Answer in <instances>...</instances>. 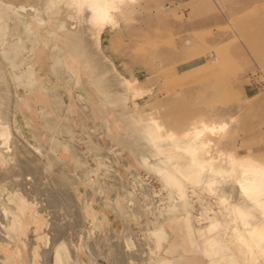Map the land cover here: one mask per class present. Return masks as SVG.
I'll use <instances>...</instances> for the list:
<instances>
[{"label": "rangeland", "instance_id": "1", "mask_svg": "<svg viewBox=\"0 0 264 264\" xmlns=\"http://www.w3.org/2000/svg\"><path fill=\"white\" fill-rule=\"evenodd\" d=\"M49 1L0 0L3 207L15 209L10 195L34 199L40 210L49 212L41 226H46L45 233L55 228L58 242L74 246L80 243L78 211L89 200L87 207L97 211L99 222L88 240L100 238L103 244L98 241L102 246L97 261L85 264H158L161 256L177 258L179 253L182 264H212L209 222L202 225L203 236L195 221L193 230L183 231L180 219L174 218V205H182L176 184L199 212L213 198L192 191L189 180L174 177L171 168L178 165L173 156L185 152L190 132L204 125L221 126L220 135L206 134L208 152L197 159L212 160L214 174L222 170L216 166L231 163L238 171H255L262 180L264 0H121L116 9L106 6L105 21L93 17L92 0H82L80 8L79 0ZM27 26L32 28L29 33ZM51 43L52 51L46 49ZM63 48L66 76L47 79L35 72L37 51L43 56L50 51L59 70L55 57ZM48 102L49 115L37 111ZM178 162L187 166L185 160ZM153 164L176 182H163ZM144 184L150 187L149 195L143 193ZM1 211L3 230L10 216ZM247 217V224H253ZM161 228L167 241H161L158 251L152 231L160 233ZM236 256L234 261L252 264L250 254ZM68 259L66 246L57 245L54 263L67 264ZM31 263L38 264L35 257Z\"/></svg>", "mask_w": 264, "mask_h": 264}, {"label": "bare ground", "instance_id": "2", "mask_svg": "<svg viewBox=\"0 0 264 264\" xmlns=\"http://www.w3.org/2000/svg\"><path fill=\"white\" fill-rule=\"evenodd\" d=\"M92 1H93V7L91 10L93 12V17L95 16L94 18L96 19L98 17L106 18L107 17L106 6L109 2H112L115 0H92ZM118 1H121V0H118ZM50 2H51V0L49 1V3ZM78 2H79V4H77V6L82 3V0L77 1V3ZM74 3H76V2H74ZM77 6H76V9H78V7L80 8V6H78V7ZM6 8L8 9V7H6ZM23 8H25V7H23ZM28 8L32 11H36V9L32 6H28ZM111 8H114V7L111 6ZM42 22H44V21H42ZM60 28L64 29V25L60 24L59 29ZM26 29H27V33H29L32 28H31V26H27ZM0 49H2V47ZM21 49H22V47L19 48V50H21ZM12 69H14V68H12V66H11L10 71H12ZM30 72H32V71H30ZM12 73H14V70L12 71ZM18 75H17V77H18ZM14 76H16V75H14ZM103 95H104V97H107L106 94H103ZM222 132H224V130L221 126L204 125L200 129L192 131L189 133L187 142L184 145L186 147L185 152H183L181 154L178 153V154H175L173 156V161L176 162L175 164L180 167L179 168L178 166H173L171 168L173 171V174L175 175L174 177L177 180H181V181L189 180V182H191V185H192L191 186L192 191L198 190L199 194L201 191H205L204 194L207 193L208 196L213 198V201L207 200L208 201L207 207L201 206V211L199 212L197 209H194V207L196 205H194V203L192 201H190L188 198H184L182 191H181V189H179V185L177 183L176 184L177 192L179 193V196L182 195V199H181L182 205L178 206L177 204L174 203L175 204L174 210L176 211L175 212L176 214H175V217L174 216L173 217L178 219V220L180 219L179 224L181 225V228L183 229V231H187L188 229L191 230L195 226V224H193L194 223L193 221H195V223L198 224V226H199V228L198 229L196 228V229L199 231L202 230L203 231V232L201 231L202 234L204 233V226H202V225L206 221L209 222L208 228L210 231V235L206 236V237L208 239L209 246L211 247V249H212L211 251L213 252V256H214V258L212 259V264H219V262L228 261V260H231V261L237 260V256H236L237 252H238V254H240L241 252H243L244 254L245 253L250 254L249 257H251V258H249V259H250V262H252V264H264V221H259L261 218H264V197H260L261 194L264 193V176L260 177V179H262V180L258 181V179H257L258 177H257L255 171H252V170L249 171L247 168L246 169L242 168L238 171V170H236V168L231 163L225 165V167L216 166V168H219L222 170L220 172H217L216 174H214L215 166H214L212 160H204L203 159V160L199 161L197 159L198 155H204V154H207V152H208L207 149H208L209 142L205 140L206 139L205 136H207L206 134L220 135ZM151 134H154V129L151 132ZM185 147H183V148L185 149ZM10 150H12V149H10ZM19 150H21V149H19ZM181 150H182V148H181ZM14 151H16V150H14ZM20 153L24 154L23 151ZM42 153H44V152H42ZM24 156L21 158L23 159ZM43 156H44V154H43ZM45 156H47V155L45 154ZM47 157H49V155ZM12 159H14V158H12ZM181 159L185 160V162H186L187 166L185 168L182 165H179L180 162H178V161H181ZM57 160L58 159H56V161ZM143 160L146 162L147 158H143ZM26 161H28V160H26ZM26 161H25V163H26ZM56 161H53V162H56ZM104 161H106V160H104ZM20 162H21V160H20ZM22 162H23V160H22ZM50 162L52 163V160H50ZM57 162L63 163L61 161H57ZM57 162H56V164H57ZM73 162L78 164V163H80V160L73 157ZM159 162H161V161H159ZM153 169L158 173V176L163 180V182L165 180V182H168L171 185H172L173 181L176 182V180L170 179V177H168L165 174L166 172L164 173V171H163L164 168H162L161 166L157 167L156 165L153 164ZM250 169H252V168H250ZM34 171H36V170H34ZM107 171H110V169H108ZM50 172L51 171H49V173ZM211 172H213V174ZM62 173H64V172L62 171ZM67 173L69 175H71L70 174L71 172L69 173V171H68ZM107 175H108V173H107ZM51 176H52V174H51ZM70 177H72V175ZM55 178H56V176H55ZM72 178H74V177H72ZM183 182H185V181H183ZM55 183H56V181H55ZM45 190H47V189L45 188ZM142 190H143V193L145 192V194H148V195L151 192L149 185H146V184H144ZM253 191H254V194H251ZM42 193H44V188L42 190ZM45 195L47 196V194H45ZM62 195H64V194H62ZM53 198H52V200H53ZM116 201H117V199H116ZM52 206L55 207L53 204H52ZM168 206L171 207L170 205H168ZM110 207L112 208V206H110ZM193 210H194V212H193ZM249 212H251V213H249ZM248 213H249V215H248ZM162 214H164V213H162ZM220 214L225 215L228 220L223 219ZM247 216H249L251 219L255 220V221L253 220L254 221L253 224H251V221H249V220H248L249 224H247V222H246L248 219ZM164 217L166 218V216H164ZM158 219L160 220L159 222L161 224L163 219L162 218H158ZM157 227H158V225H157ZM161 230H162V228H161ZM164 235H165V233L163 230L160 231V233L158 231H155V230L152 231V236L154 238L155 247H157L158 251L162 247L161 241H163V240H165V242L167 241L166 240L167 238ZM203 236H204V234H203ZM151 253H153V252H151ZM182 256H183V253H179L177 258L174 256H168V255L161 256L158 264H182L181 263L183 260ZM242 257H245V256H242ZM252 257H253V259L254 258L255 259L253 260ZM251 259H252V261H251ZM247 261H246V263H247ZM228 264H231V263H228ZM233 264H243V263H238L237 261H234ZM244 264H245V262H244Z\"/></svg>", "mask_w": 264, "mask_h": 264}, {"label": "crops", "instance_id": "3", "mask_svg": "<svg viewBox=\"0 0 264 264\" xmlns=\"http://www.w3.org/2000/svg\"><path fill=\"white\" fill-rule=\"evenodd\" d=\"M128 1H132V0H128ZM118 4H119V1L115 0V1L109 2L107 6L108 5L110 7L113 6L114 9H116ZM107 17L106 18L98 17V18H100L99 21H105ZM96 21L98 22V20ZM48 43H49V40H47V44ZM51 45L52 43L46 49H49L50 51H52L53 48L51 47ZM41 51H37L38 57L35 60V63H36L35 72L39 74H44L47 79H49L50 76H54L55 74H61L63 75V77L66 76V67H65L66 58H67L66 48H63L62 53L56 52L58 55H57V58L55 57V59H59V65H61V68L59 70H55L54 69L55 67H53L54 63L52 64L53 62L52 57L54 56H52V53L49 51L46 53L45 56H43V55H40ZM195 65H191V66H195ZM51 103L52 102H48L44 106L39 104L37 106V109L39 110L37 111H42L43 109V110H46V113L49 115L47 107L52 106ZM62 111H63L62 115L66 117V105L65 104H64ZM43 131L44 130H42V134H43ZM51 139L54 141L55 136L51 137ZM67 141L68 140H66V142ZM3 186L5 185L1 184L0 182V198L2 196L1 193L3 191V188H2ZM13 196L14 195H10L8 197L9 200L13 198L12 201L15 204V207H14L15 209L13 210H10L8 208L6 210V208L3 207L0 201V207L3 209V212L2 211L1 212L6 213L7 215L9 214L10 216V220L8 224L5 227H3V230L0 229V233L6 231L5 232L6 234H4V236H0V264H32L31 262H32L33 257H35V261L38 264H55L53 260V253H54L56 246L61 243H63L66 246V249L68 251L69 259H68L67 264H85V262L89 263L90 261L93 262V260L97 259L96 257L98 256V254H100L97 252V249L98 250L101 249L103 242L101 241L100 238H98L97 240L99 242H102V244L98 243V241L96 240L94 242H89L88 240L91 237V233L94 231L95 232L97 231L95 229L97 228L96 225L99 222L97 211L92 208L87 207L89 204V200L85 201V204H87V206L85 205L86 207H84L83 210L78 211V221H76V223H77L78 230H80L79 231L80 243L79 245L74 244V246H72L67 240L66 241L61 240L58 242L57 241L58 234L55 235L52 232L54 229L52 230L50 228L49 234L45 233L46 226L43 228H41V226L44 222V218L46 217L45 215L49 212L40 210L42 209V207H40L34 199L28 201L23 196H20V195H15L14 197ZM23 203H25L26 206L22 210L19 208V206L22 205ZM31 206H32V209H30ZM35 210L38 211L40 216L35 215V212H33ZM104 222L105 220L103 219L100 223H104ZM7 231L12 232L13 234L10 233L11 235H8ZM105 236L106 235H104L102 238H104ZM93 237H95L94 239H96L95 235ZM82 239L84 240V242L81 241ZM74 255L75 257H73ZM81 255L82 257H84V259L80 258Z\"/></svg>", "mask_w": 264, "mask_h": 264}, {"label": "built area", "instance_id": "4", "mask_svg": "<svg viewBox=\"0 0 264 264\" xmlns=\"http://www.w3.org/2000/svg\"><path fill=\"white\" fill-rule=\"evenodd\" d=\"M169 1H171V2H178V0H169ZM253 79V78H252Z\"/></svg>", "mask_w": 264, "mask_h": 264}, {"label": "trees", "instance_id": "5", "mask_svg": "<svg viewBox=\"0 0 264 264\" xmlns=\"http://www.w3.org/2000/svg\"><path fill=\"white\" fill-rule=\"evenodd\" d=\"M195 64V63H194ZM194 64H192V65H194Z\"/></svg>", "mask_w": 264, "mask_h": 264}]
</instances>
